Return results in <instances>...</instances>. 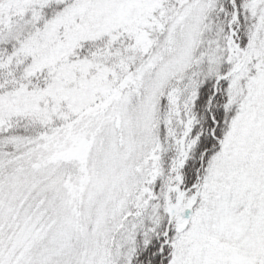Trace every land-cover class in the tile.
<instances>
[{
  "label": "snow or ice",
  "instance_id": "snow-or-ice-1",
  "mask_svg": "<svg viewBox=\"0 0 264 264\" xmlns=\"http://www.w3.org/2000/svg\"><path fill=\"white\" fill-rule=\"evenodd\" d=\"M0 264H264V0H0Z\"/></svg>",
  "mask_w": 264,
  "mask_h": 264
}]
</instances>
